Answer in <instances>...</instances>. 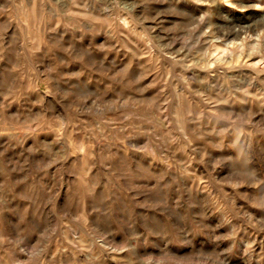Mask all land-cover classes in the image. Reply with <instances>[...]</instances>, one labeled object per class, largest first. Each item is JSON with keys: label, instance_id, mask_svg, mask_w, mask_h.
<instances>
[{"label": "rangeland", "instance_id": "374dc122", "mask_svg": "<svg viewBox=\"0 0 264 264\" xmlns=\"http://www.w3.org/2000/svg\"><path fill=\"white\" fill-rule=\"evenodd\" d=\"M0 264H264V0H0Z\"/></svg>", "mask_w": 264, "mask_h": 264}, {"label": "bare ground", "instance_id": "6f19581e", "mask_svg": "<svg viewBox=\"0 0 264 264\" xmlns=\"http://www.w3.org/2000/svg\"><path fill=\"white\" fill-rule=\"evenodd\" d=\"M253 5H254V4H253ZM235 24H236V25H239V27H238L239 30H238V32H236V33H238V34L240 33V31H243L244 29H247V27H248V26H247L248 24H247V25H244V24H241L240 22H235ZM236 33H235V34H236ZM240 44H241V43H240ZM234 45H235V44H234ZM215 56H216V55H215ZM210 62H211V61H210ZM213 77H214V76H213Z\"/></svg>", "mask_w": 264, "mask_h": 264}]
</instances>
